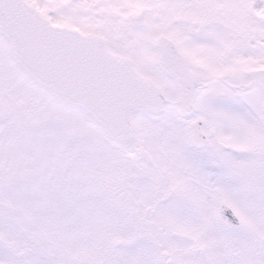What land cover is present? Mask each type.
<instances>
[{"label":"snow or ice","instance_id":"1","mask_svg":"<svg viewBox=\"0 0 264 264\" xmlns=\"http://www.w3.org/2000/svg\"><path fill=\"white\" fill-rule=\"evenodd\" d=\"M0 264H264V0H0Z\"/></svg>","mask_w":264,"mask_h":264}]
</instances>
